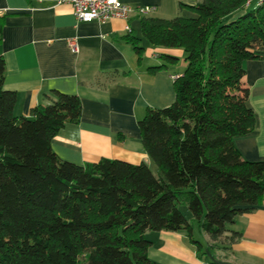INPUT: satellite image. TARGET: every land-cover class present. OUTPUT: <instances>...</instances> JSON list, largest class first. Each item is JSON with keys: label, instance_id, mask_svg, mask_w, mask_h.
<instances>
[{"label": "trees", "instance_id": "1", "mask_svg": "<svg viewBox=\"0 0 264 264\" xmlns=\"http://www.w3.org/2000/svg\"><path fill=\"white\" fill-rule=\"evenodd\" d=\"M247 1L179 4L192 17H144L141 38H127L137 55L144 40L184 56L173 103L138 121L157 177L144 164L61 160L51 141L79 122L80 99L53 92L30 118L16 117L0 56V264H157L147 256L148 231L183 233L203 255L182 207L210 238V254L233 240L226 226L264 198V161L243 160L234 145L255 127L243 63L264 52V2L249 9ZM158 57L164 65L154 70L178 62Z\"/></svg>", "mask_w": 264, "mask_h": 264}, {"label": "crops", "instance_id": "2", "mask_svg": "<svg viewBox=\"0 0 264 264\" xmlns=\"http://www.w3.org/2000/svg\"><path fill=\"white\" fill-rule=\"evenodd\" d=\"M55 1L0 0L3 90L16 96L13 114L30 118L33 108L51 102L53 92L75 95L81 102L80 120L58 131L51 141L52 151L76 165L118 160L144 164L153 173V162L142 147L138 121L148 109L173 103V81L185 68L154 70L164 65L158 55L166 53L182 60L183 53L157 49L156 54L149 45L141 47L140 40L143 51L137 55L127 38H139L136 33L141 17L79 23L68 5L55 6ZM119 1L133 9L150 7L153 10L146 18L159 19L178 13L190 16V10L178 5L200 2ZM70 42L75 43V50ZM243 67V85L248 89L247 105L254 112L255 127L236 138L234 145L243 160L264 161V52L258 59L245 61ZM227 229L236 233L233 240L218 243L212 254L200 243L203 255L183 233L151 231L146 236L151 243L147 256L157 264H264V198L237 216Z\"/></svg>", "mask_w": 264, "mask_h": 264}, {"label": "built area", "instance_id": "3", "mask_svg": "<svg viewBox=\"0 0 264 264\" xmlns=\"http://www.w3.org/2000/svg\"><path fill=\"white\" fill-rule=\"evenodd\" d=\"M262 2L264 0H248L246 5L250 7L252 3H255V6H258ZM59 5H68L79 23L128 21L132 15L144 18L153 10L150 7L133 9L119 0H56L55 6ZM125 30L130 33L129 26H126ZM70 47L75 50V43L70 42Z\"/></svg>", "mask_w": 264, "mask_h": 264}, {"label": "rangeland", "instance_id": "4", "mask_svg": "<svg viewBox=\"0 0 264 264\" xmlns=\"http://www.w3.org/2000/svg\"><path fill=\"white\" fill-rule=\"evenodd\" d=\"M199 1L201 2L202 0H199ZM178 6H179V5H178ZM253 8H255V3H252V5L249 7V9H253ZM175 17H192V15L188 16V14H186V13H184V14H182V13H178L177 16H171L170 18H166V19H173V18H175ZM136 34H137V37L141 38L140 31H137ZM147 45H148V44L145 43L144 40H141V42H140V46H141V47L144 48V47H146ZM150 49H151L154 53L157 54L156 49L151 48V47H150ZM152 51H151V52H152ZM154 53H153V54H154ZM183 62H184V58H183L182 60H178V62L176 63V65H175L174 67H172V68L178 70V69L181 68L182 65L185 67V63H183ZM151 169H152V171H153L155 177H157V170H156V167H155V165H154L153 163H151ZM180 212H181V214L183 215V217H184L187 221H189V223L192 225V229H193V231H192V238H193L195 241L200 242L203 246L210 244V243H211L210 238H209L206 234H204V233L199 229V227H198V225H197V221L191 219L190 212H189L186 208H184V207L180 208ZM226 227L228 228L229 225H227ZM149 232H150V231H148V232L146 233L145 236H147V234H148ZM207 243H208V244H207Z\"/></svg>", "mask_w": 264, "mask_h": 264}]
</instances>
